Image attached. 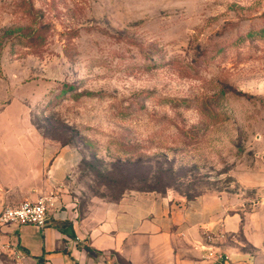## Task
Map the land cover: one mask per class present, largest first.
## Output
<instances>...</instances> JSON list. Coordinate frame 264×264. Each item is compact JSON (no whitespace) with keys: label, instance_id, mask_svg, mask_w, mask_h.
Here are the masks:
<instances>
[{"label":"rangeland","instance_id":"374dc122","mask_svg":"<svg viewBox=\"0 0 264 264\" xmlns=\"http://www.w3.org/2000/svg\"><path fill=\"white\" fill-rule=\"evenodd\" d=\"M12 100L82 151V202L237 197L241 230L211 239L222 263L264 264V0H0V112Z\"/></svg>","mask_w":264,"mask_h":264},{"label":"crops","instance_id":"0c3cea01","mask_svg":"<svg viewBox=\"0 0 264 264\" xmlns=\"http://www.w3.org/2000/svg\"><path fill=\"white\" fill-rule=\"evenodd\" d=\"M20 113L13 100L0 112V208L43 197H55L56 205L43 231L0 229V264H226L225 241L211 237L241 230L237 197L129 192L84 203L67 182L82 151L45 140Z\"/></svg>","mask_w":264,"mask_h":264},{"label":"built area","instance_id":"2783aa9c","mask_svg":"<svg viewBox=\"0 0 264 264\" xmlns=\"http://www.w3.org/2000/svg\"><path fill=\"white\" fill-rule=\"evenodd\" d=\"M55 205V197H43L37 202H24L16 206L0 208V229L10 224H27L43 231L49 220V209ZM59 212L63 218L66 217V211Z\"/></svg>","mask_w":264,"mask_h":264}]
</instances>
